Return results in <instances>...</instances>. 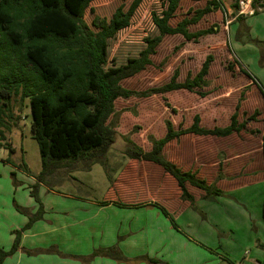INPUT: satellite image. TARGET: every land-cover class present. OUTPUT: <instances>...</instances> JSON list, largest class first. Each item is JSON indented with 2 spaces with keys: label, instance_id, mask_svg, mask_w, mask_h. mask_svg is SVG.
<instances>
[{
  "label": "trees",
  "instance_id": "1",
  "mask_svg": "<svg viewBox=\"0 0 264 264\" xmlns=\"http://www.w3.org/2000/svg\"><path fill=\"white\" fill-rule=\"evenodd\" d=\"M96 1L0 0V140L6 141L4 130H12L9 121L19 127L20 118L15 119L12 111L14 98L29 100L33 109L32 133L43 160V171L35 177L39 185H35L32 192L40 209H43L37 194L40 184L50 187L48 179L56 180L75 170H90L95 164L106 165L108 153L120 137L118 129L123 111H117L116 105L131 98L162 97L170 110V117L166 121L164 136H149L146 149L132 138L122 136L128 164L112 181L102 204H156L165 216L174 219L178 211H175L176 205L179 210L188 205L195 207L199 200L223 196L229 186L257 180L261 174L260 166L264 167V112L261 119L258 111L250 114L242 110L249 88H241L238 100L231 98L234 101L227 110L230 115L221 114L223 120L219 121V125L211 129L202 126L201 116L195 113L204 109L199 106L188 111L194 112L190 126H187L189 120L184 117L175 125L174 117L187 111L173 106L169 96L178 101L179 96L191 94L197 96L199 102L206 103V98L214 93L208 77L216 61L215 55L208 54L201 66L188 71L182 81V68L178 66L160 87L137 92L122 85L123 81L153 66V57L166 38L179 36L184 40L179 47H185L216 35L220 26L224 28L227 23L221 1L207 0L204 8L191 7L180 14L185 0H158L160 7L152 9L145 22L144 29L151 34L142 39L141 47L133 58L110 73L106 71L110 42L139 21V13L148 0H123L111 18L94 16L88 23L86 15L88 11L95 13L92 5ZM188 1L196 3L204 0ZM256 3L258 0H253L254 7ZM216 11L223 13L225 18L222 23L191 31L192 27L198 26L206 16ZM249 41L261 45L252 39ZM224 68L232 76L242 74L252 81L233 58L225 62ZM250 86L256 85L250 83ZM62 129L65 130L61 134L59 131ZM76 132L88 134L94 144L79 140V147L72 148L62 140L57 141L58 135L69 139V135ZM231 139H238L236 145H245L231 152L240 154L242 151L247 156L245 159H253L255 165L253 168L247 165L243 170L238 168L235 170L237 173L233 172L236 175L229 177L224 168L227 152L222 147ZM170 144L183 146V153L175 152V147L167 153ZM7 150L10 155L14 153L13 148ZM210 152H215L214 169L209 163ZM231 152L228 156L233 155ZM20 169L29 173L25 163ZM12 176L15 177V174ZM168 192L174 196L165 200L161 194ZM124 198H129V201ZM18 209L25 211L20 207ZM19 247L18 234L9 251L0 249V264L15 254ZM98 256L126 261L117 247L96 251L80 260L86 259L83 262L88 263Z\"/></svg>",
  "mask_w": 264,
  "mask_h": 264
},
{
  "label": "crops",
  "instance_id": "2",
  "mask_svg": "<svg viewBox=\"0 0 264 264\" xmlns=\"http://www.w3.org/2000/svg\"><path fill=\"white\" fill-rule=\"evenodd\" d=\"M220 1L225 9L224 14L227 16L232 13L233 18L230 21L227 20L224 28L220 26L215 39L210 37L211 41L218 42V46L210 53L216 58L208 77L212 81L214 93H211L206 100L238 99L241 88H249L242 110L250 114L258 111L262 119V112H264V0H258L255 7L252 1L253 15H239V7H235L239 6V2L233 4L229 0ZM206 2L207 0L196 3L185 0L182 2L183 8L180 14H184L191 7L202 9ZM222 14L221 11L211 13L198 26L192 27L191 31L196 32L197 27H200L198 30L206 29L207 27L202 25L213 19L219 20L218 24L222 23ZM250 39L260 42L261 45L251 43ZM168 41L184 42L179 36L168 37L164 42ZM188 45L184 52L188 49ZM231 58L235 59L249 74L252 81L242 74L232 76L226 73L224 64ZM201 64L202 62L198 68ZM188 71L189 65H186L185 70L181 72L180 81L184 79ZM250 83L256 86H250ZM203 108L195 112L201 116L202 126L211 129L219 125V121L223 118L221 119V109L218 104L212 102V105H207L206 103ZM191 114L185 111L178 114L181 117H174L175 125H178L179 118L184 117L189 120L187 126H190L192 116L187 117V115ZM184 142L185 140L183 144ZM236 142L238 139H231L222 147L227 152L224 168L226 176L229 177L236 175L235 170L238 168L243 170L247 165L251 168L255 165L253 159H245L247 156H244L242 151L240 154L232 153L241 146L236 145ZM174 147L175 152L183 153V146L174 144H170L166 152L168 153L169 149ZM228 152L233 155L228 156ZM210 158L209 163L211 162V167L214 169L215 152H210ZM22 164L11 161L10 157L0 158V249L9 251L15 244L17 235H20L19 250L6 258L3 264H221L222 262L262 264L261 260L264 264V237L257 238L255 235L243 239L235 236L233 239L236 241L229 242L230 246L225 247L222 253L211 251L203 245L205 241L202 240V234H198V238L189 235V229H185L189 226L188 223L180 224V219L176 221L165 216L156 204L102 205L62 195L51 187H47L46 184H40L37 189L43 205V209H40V205L32 196L33 187L39 185V182L30 173L20 169ZM211 167H209L210 170ZM13 173L15 177L12 176ZM237 188L239 187L229 186V189H225L226 194L229 195L216 197L214 201L221 204L219 199L222 197L229 202L236 198L241 201L237 191L233 192ZM260 205L262 206L261 201ZM18 207L25 211L21 212ZM229 207L232 208L231 205ZM244 208L245 210L235 208L236 219L244 221L243 226L251 233L253 214L249 206L244 205ZM79 209H81V217L76 220L74 217ZM263 229L264 220L261 225L259 224V228L256 226L257 232ZM253 244L256 245L255 256L248 257L245 248ZM112 247H117L126 261L120 262L99 256L88 263L83 262L86 259L80 260V258L90 257L96 251ZM174 251L182 258L173 261L166 256Z\"/></svg>",
  "mask_w": 264,
  "mask_h": 264
},
{
  "label": "rangeland",
  "instance_id": "3",
  "mask_svg": "<svg viewBox=\"0 0 264 264\" xmlns=\"http://www.w3.org/2000/svg\"><path fill=\"white\" fill-rule=\"evenodd\" d=\"M240 1L229 0V2L233 4L235 2H239L240 4ZM122 2L123 0H97L92 5L95 13L91 14L88 11L86 15L87 22L91 23L94 16L111 18ZM159 7L160 3L158 0H148L139 13V21L132 25L130 29L119 33V35L110 42L107 49L109 65L106 71L108 73L115 71L118 67H121L130 58L136 55L141 47L142 39L151 34L144 29L146 19L152 9L157 10ZM225 17L226 21H230L233 18V14L229 13ZM218 21L219 20L213 19L203 24L202 27L208 28L218 24ZM199 28L200 27H197L195 30ZM215 36L216 35L211 37L215 39ZM210 39L211 38L208 37L198 44H189L185 52L184 49L186 46L179 47L182 44L179 41H168L163 43V45L158 48L157 55L153 57V66L148 67L146 71L137 76L123 81L122 85L127 89L142 92L165 84L166 81L170 79L173 70L178 66H180L182 70H185V66L189 65V71L192 72L196 70L200 62L218 46V42L215 40L211 41ZM168 99L173 106L186 110L187 112L197 109L198 106L205 107L206 103L207 105H212V99H209L206 103H201L197 96L191 94L179 96V98H177L178 101L172 100L171 96H169ZM233 101L234 100L231 99H216L213 102L218 104L222 116L229 117L230 112L227 110L232 107ZM116 107L117 111H123L118 129L120 137L108 153L106 165L95 164L90 170H75L59 179L55 178L56 180L48 179V181L50 180L49 185L54 191L62 195L71 196L80 201L101 203V201L108 196L110 188L112 187V181L119 177L121 170L128 164V159L124 155L126 143L122 136L132 138L145 149L146 146L149 145V136L155 138L164 136L166 121L170 117V110L166 108L162 97L121 100L117 103ZM12 108L14 118H20L19 127H15L13 122L9 121L12 130H4L6 141L0 140V158L10 157L13 162L25 163L30 175L37 177L43 171V160L39 144L32 133L31 122L33 109L31 102L29 100L22 101L20 97H15L12 102ZM192 113L194 112L192 111ZM190 116L191 115H187V117ZM180 121L181 118L177 120V122ZM64 130L65 129H62L59 132L62 134ZM69 136L70 138L67 139L66 137L62 138L58 135L57 141L62 140L66 142L68 146L71 145L72 148L79 147V140L94 144L92 137L88 134L84 135L76 132L71 133ZM253 137L256 136L254 135ZM9 147L14 149V153L11 155L9 150H7ZM259 171H261V174L257 180L252 183H246L245 185H238L239 188L233 191H237L241 201H238L239 199L236 198L229 202L225 201L223 199L224 197L219 199L221 200L219 201L221 204L214 201V199L199 200L195 203V207L188 205V207H183L180 210L178 209V205H176L175 211H178L173 216L174 219L176 221L180 219V224L183 222L188 223L189 226H186L185 229H189V235L198 238V234H202V240L205 241L203 245L215 252L222 253L225 247L230 246V244H228L229 242L236 241V239H233L235 236L242 237L243 239L254 237L255 235L257 238L264 237V229L260 232L256 230V226L259 228V224L261 225L264 220V167L260 166ZM161 195L165 200L170 199L172 195L174 196L173 193L169 192ZM225 195L229 194L225 193ZM137 197L138 196H136V198ZM124 199L127 202L129 201V198ZM260 201L262 202V206L260 205ZM71 203L72 202H70V204ZM167 204L170 203L167 202ZM102 205L115 204L109 203ZM229 205H231L232 208L229 207ZM244 205L249 206L253 214V231H251V233L247 231L248 228L243 226L244 221L236 219L235 208L245 210ZM78 207H80V205ZM80 210L81 209L77 210V214L74 217L76 220H79L78 218L81 217ZM245 251L246 256L252 257L256 253V245L247 246ZM166 256L173 261L182 258L181 255L177 254L175 251L169 252ZM261 262L263 264V260H261ZM221 264L229 263L222 262Z\"/></svg>",
  "mask_w": 264,
  "mask_h": 264
},
{
  "label": "built area",
  "instance_id": "4",
  "mask_svg": "<svg viewBox=\"0 0 264 264\" xmlns=\"http://www.w3.org/2000/svg\"><path fill=\"white\" fill-rule=\"evenodd\" d=\"M254 11L252 9L251 0H242L239 4V15H253Z\"/></svg>",
  "mask_w": 264,
  "mask_h": 264
}]
</instances>
